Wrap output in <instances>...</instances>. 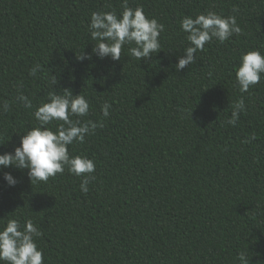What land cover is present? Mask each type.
Wrapping results in <instances>:
<instances>
[{"label":"trees","instance_id":"trees-1","mask_svg":"<svg viewBox=\"0 0 264 264\" xmlns=\"http://www.w3.org/2000/svg\"><path fill=\"white\" fill-rule=\"evenodd\" d=\"M123 2L0 0V103L11 104L0 112V154L37 126L33 113L52 90L84 95L82 122L103 123L69 146L95 161L87 194L67 170L37 184L9 166L0 169V220L31 219L44 264H238L243 251L264 264V78L247 93L235 83L241 55L264 54V0H127L165 26L161 49L139 61L125 46L119 61L99 59L90 16L119 14ZM208 11L235 15L242 32L206 44L177 72L189 46L182 18ZM82 53L92 58L79 61ZM19 92L32 109L15 102ZM240 99L246 110L232 126Z\"/></svg>","mask_w":264,"mask_h":264},{"label":"clouds","instance_id":"clouds-1","mask_svg":"<svg viewBox=\"0 0 264 264\" xmlns=\"http://www.w3.org/2000/svg\"><path fill=\"white\" fill-rule=\"evenodd\" d=\"M235 12L236 9H233ZM165 26L155 18H148L142 7L135 9L128 6L127 0L122 4V11L117 14L112 11H97L90 16L88 32L95 41L92 52L99 58L121 59L122 49L128 47V52L136 60L148 59L161 49L160 35ZM181 30L186 33L189 46L184 49V55L178 59L177 72L195 63L196 53L204 51L205 45L213 40L223 44L234 35H239L242 29L235 15L222 16L215 11L198 14L195 17L185 16L180 23ZM91 55L82 53L77 56L79 61L91 59ZM41 69L36 64L29 70L35 77ZM264 78V54L259 50L248 51L241 55L239 66L235 70V83L241 93L258 85ZM51 85L57 84V78L51 76ZM15 102L25 109L34 107L32 99L23 92L15 97ZM111 104L105 102L101 108L104 118L110 115ZM11 104L0 103V112L7 113ZM90 110V103L82 94L73 95L65 89L59 94L49 91L47 99L36 107L33 115L38 122L20 138V145L13 152L0 154V169L13 166L17 169H27L31 183H46L65 170L81 179L80 190L87 194L88 185L96 179L95 161L87 156H72L69 146L74 143H84L86 136L94 135L103 123L92 120L83 121ZM246 110L243 99L233 105L228 124L235 126L242 112ZM192 114V113H191ZM76 117L78 119H73ZM255 137L253 136L252 139ZM251 142V140L245 141ZM4 143H0L3 146ZM4 180L9 186H15L18 181L10 174H4ZM0 220V264H44L42 250L38 249L36 240L42 236V231L31 219H25L23 224L19 218ZM238 264H250L247 251L238 254Z\"/></svg>","mask_w":264,"mask_h":264}]
</instances>
